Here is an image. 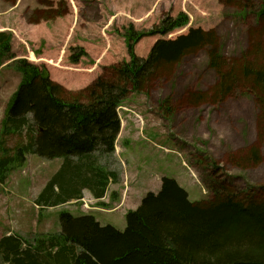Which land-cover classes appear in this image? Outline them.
Here are the masks:
<instances>
[{
    "label": "rangeland",
    "instance_id": "rangeland-1",
    "mask_svg": "<svg viewBox=\"0 0 264 264\" xmlns=\"http://www.w3.org/2000/svg\"><path fill=\"white\" fill-rule=\"evenodd\" d=\"M39 10L51 16L61 10L64 15L38 20L44 14ZM181 13L189 17L187 27L167 36L141 39L136 55L146 59L158 40H174L190 29L212 30L222 47L227 71L242 70L246 65L264 68V0H0V32L12 34L17 59L45 65L51 78L60 80L56 82L68 91L66 99L78 97L80 91L84 101L81 91L106 68L130 61L125 36L131 29L149 32L166 17L176 19ZM59 18H66V25L75 30L68 49H89L78 65L70 63L69 50L62 61L50 48L67 42L64 24L61 31L53 30ZM31 53L36 60L30 59ZM241 74L234 92L220 100L216 97L219 77L209 67L207 51L201 50L162 72L147 93L130 95L118 109L121 131L115 154L109 159L92 156L119 175V182L109 185L103 199L87 191L79 202L38 208L37 197L63 161L29 155L25 165L0 184V240L16 235L28 244L43 241L45 236L61 232L62 212L76 217L92 215L102 226L124 231L126 214L135 211L148 193L158 194L164 177L176 180L193 203L208 201L211 193L207 187L213 184L237 194L252 188L264 197V114L256 90ZM20 80L13 61L5 62L0 68V131ZM2 139L9 150L21 141L19 136ZM254 149L259 162L252 158ZM45 258L51 261L47 255ZM0 264L19 263L0 250Z\"/></svg>",
    "mask_w": 264,
    "mask_h": 264
},
{
    "label": "trees",
    "instance_id": "trees-1",
    "mask_svg": "<svg viewBox=\"0 0 264 264\" xmlns=\"http://www.w3.org/2000/svg\"><path fill=\"white\" fill-rule=\"evenodd\" d=\"M44 13L38 20L63 17ZM262 16V13L260 14ZM181 13L176 19L166 17L149 32L131 29L125 36L129 62L117 63L81 91L85 100L65 98L68 91L52 80L45 65L13 52L12 34L0 32V68L5 62L21 76L18 88L10 98L0 131V184L23 167L31 154L46 160H62L63 165L46 184L36 200L40 208L58 207L80 201L86 189L103 199L119 175L102 167L92 157L111 158L121 131L118 109L132 94L147 93L151 83L162 72L192 54L206 50L209 67L219 77L216 97L220 100L234 92L242 76L257 92L264 114V68L246 65L226 70L222 47L215 31L190 29L174 40H158L146 59L135 53L141 39L167 36L189 25ZM73 65L87 56L84 48H70ZM36 60L33 53L30 59ZM164 102L161 106H164ZM19 136L12 149L2 137ZM252 158L259 162L257 150ZM211 198L191 202L187 191L176 180L164 177L158 194L148 193L135 211L126 214V229L102 226L92 215L76 217L60 213L61 232L45 236L34 244L22 242L16 235L4 236L0 250L12 255L19 264H264V197L252 188L233 193L221 184L207 187ZM26 243L29 248H23ZM33 245L35 249L33 250ZM6 259L9 256H5ZM24 260L25 262H21Z\"/></svg>",
    "mask_w": 264,
    "mask_h": 264
},
{
    "label": "crops",
    "instance_id": "crops-1",
    "mask_svg": "<svg viewBox=\"0 0 264 264\" xmlns=\"http://www.w3.org/2000/svg\"><path fill=\"white\" fill-rule=\"evenodd\" d=\"M56 24L54 25V27H53V30L54 31H61V29L62 28H67V33H66V39H67V42H66V44L64 45V46H60L59 44H56L55 46H53V44H51L50 45V48H54L55 49V52H56V54H58V58L60 57V60H64L65 58H66V56H67V53L69 52L68 50V48H69V43H70V41H69V37H73V32H75V30H74V27L72 28V27H68L67 25H66V18H59L57 21H54ZM62 24H64L65 25V27H63V26H61ZM74 26H75V24H74ZM59 35L60 36H62V33H59ZM51 41L52 42H58L57 40H52L51 39ZM80 46V45H79ZM84 48H86L87 50L86 51H89V49H88V47L87 46H83ZM57 58V59H58ZM44 59H46V58H44ZM40 63H46V65H48L49 67H52L49 63H47V62H44V61H41ZM71 66H68V68H70ZM71 72H73V71H71ZM55 81V80H54ZM56 81H60V80H56ZM68 82H70V81H68ZM59 83V82H58ZM72 85H75V83L74 82H70ZM63 86V85H62ZM76 86V85H75ZM68 88H73V87H71V86H67ZM77 89H80V88H77ZM88 190H86V189H84L83 190V194H85L86 192H87ZM90 192V191H89ZM71 202H73V201H71ZM61 206H63V205H61Z\"/></svg>",
    "mask_w": 264,
    "mask_h": 264
}]
</instances>
